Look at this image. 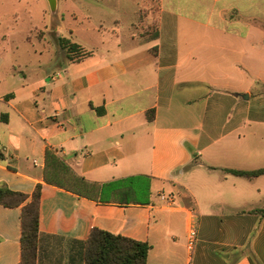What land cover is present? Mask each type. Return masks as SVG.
I'll list each match as a JSON object with an SVG mask.
<instances>
[{"label":"crops","instance_id":"0c3cea01","mask_svg":"<svg viewBox=\"0 0 264 264\" xmlns=\"http://www.w3.org/2000/svg\"><path fill=\"white\" fill-rule=\"evenodd\" d=\"M33 1L0 0V184H42L37 264H83L94 227L149 242L147 264H264V174L226 170L264 167V0L129 19L123 0H70L61 20ZM47 148L109 197L46 182ZM21 212L0 203V264L21 261Z\"/></svg>","mask_w":264,"mask_h":264},{"label":"trees","instance_id":"16d2710c","mask_svg":"<svg viewBox=\"0 0 264 264\" xmlns=\"http://www.w3.org/2000/svg\"><path fill=\"white\" fill-rule=\"evenodd\" d=\"M154 35H158L157 30ZM59 42L61 47L66 49L70 58L86 54L82 46L71 38L60 37ZM226 170L249 178L264 174V167L253 170L235 168H226ZM44 178L50 184L63 187L81 196L91 199L103 196L105 185L87 180L84 176L76 173L51 148L46 150ZM41 196V183L37 184L31 195L11 189L6 184H0V203L10 207L22 206V256L19 264H37L41 235ZM81 245L83 264H147L151 248L150 243L147 241L113 233L99 227H94L89 237L82 241Z\"/></svg>","mask_w":264,"mask_h":264},{"label":"rangeland","instance_id":"374dc122","mask_svg":"<svg viewBox=\"0 0 264 264\" xmlns=\"http://www.w3.org/2000/svg\"><path fill=\"white\" fill-rule=\"evenodd\" d=\"M158 1L159 0H123L122 1V5L123 7H121L120 12H124L125 13V19H129V16H127V11H130V15H131V10L132 9H140L143 7V9L146 11V13H151V14H155L156 10H157V6H158ZM34 4L36 5H40L43 6L46 9V15L48 17V19H51L52 17H56L55 19H62L63 13H64V8H65V4H70V0L67 2L66 0H59V10L58 13L56 15H53V13L51 12V8H50V4L48 0H35L33 1ZM80 4V3H78ZM125 7V8H124ZM250 11L252 12V14L256 13V14H260L263 18H264V4H262L259 7H250ZM113 11V10H110ZM115 11H118V9H116ZM150 16V17H153ZM112 17V16H111ZM142 19V17H141ZM150 22L148 23V25L150 24L149 28L153 27V25L155 24V20L154 18H150L149 20ZM142 22H144V20H142ZM152 25V26H151ZM50 56L46 55L44 58V61L48 63V61H50L49 58ZM105 196V195H104ZM103 196V197H104ZM105 197H109V196H105Z\"/></svg>","mask_w":264,"mask_h":264},{"label":"built area","instance_id":"2783aa9c","mask_svg":"<svg viewBox=\"0 0 264 264\" xmlns=\"http://www.w3.org/2000/svg\"><path fill=\"white\" fill-rule=\"evenodd\" d=\"M161 199L165 202V205L168 206H175V198L173 195H169L166 193H161ZM192 213V220H191V226L188 231V246L190 249H193L196 246V243L198 241V221L195 219L196 212L194 209L191 210Z\"/></svg>","mask_w":264,"mask_h":264},{"label":"water","instance_id":"95a60500","mask_svg":"<svg viewBox=\"0 0 264 264\" xmlns=\"http://www.w3.org/2000/svg\"><path fill=\"white\" fill-rule=\"evenodd\" d=\"M48 1L52 12H55L57 10L58 0H48Z\"/></svg>","mask_w":264,"mask_h":264}]
</instances>
